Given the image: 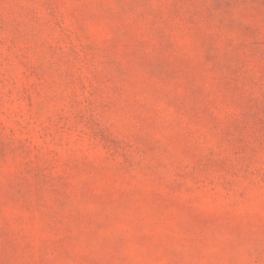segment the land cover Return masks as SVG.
Listing matches in <instances>:
<instances>
[{
  "label": "rangeland",
  "instance_id": "obj_1",
  "mask_svg": "<svg viewBox=\"0 0 264 264\" xmlns=\"http://www.w3.org/2000/svg\"><path fill=\"white\" fill-rule=\"evenodd\" d=\"M0 264H264V0H0Z\"/></svg>",
  "mask_w": 264,
  "mask_h": 264
}]
</instances>
